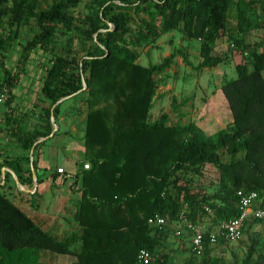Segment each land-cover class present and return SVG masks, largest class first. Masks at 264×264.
<instances>
[{
	"label": "trees",
	"instance_id": "obj_1",
	"mask_svg": "<svg viewBox=\"0 0 264 264\" xmlns=\"http://www.w3.org/2000/svg\"><path fill=\"white\" fill-rule=\"evenodd\" d=\"M47 1L49 5L39 9L36 0H0L2 106L10 107L23 72L22 67L13 73L5 67L21 24L32 21L34 32L17 44V63L27 62L36 51L48 56L38 88L43 104L32 115V126L25 128L24 115L14 118V111L4 118L19 153L0 159V169L8 168L19 185H29L32 148L31 167L39 184L38 151L58 131L48 137L50 115L56 124L60 105L77 100L84 108L82 155L88 165L74 176L78 186L72 219L77 232L57 240L34 223L2 193L7 181L14 184L10 173H4L0 264H35L33 256L40 252L73 256L67 264H138L141 249L155 256L154 264H166L161 241L168 226L157 229L146 221L158 215L171 224L179 213L192 224L209 219L194 264H218L212 247L229 242L217 237L209 245L207 234L219 222L239 215L240 195L256 193V206L264 209V49L243 40L264 27V0H88L86 12L76 16L71 11L79 0ZM228 19L233 28L227 27ZM173 30L199 42L195 69L218 66L222 58L212 50L222 42L242 55L234 65L235 78L220 86L230 121L211 135L194 123L168 124L164 114L148 121L157 77L169 68L174 53L143 67L135 63L137 50ZM39 138L46 139L36 142ZM208 169L215 172V180L205 184ZM199 179L203 189L195 184ZM250 223L261 225L260 233L257 241H250L242 264H264V251H256L264 247V219Z\"/></svg>",
	"mask_w": 264,
	"mask_h": 264
},
{
	"label": "rangeland",
	"instance_id": "obj_2",
	"mask_svg": "<svg viewBox=\"0 0 264 264\" xmlns=\"http://www.w3.org/2000/svg\"><path fill=\"white\" fill-rule=\"evenodd\" d=\"M87 4L88 0H79L76 7L71 11V14L76 16L85 13ZM36 5L39 9H44L49 5V1L36 0ZM5 23L6 18H4L3 21V24ZM233 26L234 22L228 19L227 27L233 28ZM33 32L34 26L32 21H29L27 24H21L16 29L17 39L12 40L11 43L13 47L8 50L5 59V67L10 73L19 71L21 67L23 70V72L19 73L18 84L14 91L18 101L12 117L16 118L20 114L27 117V125L23 124L25 128H30V126H32L34 122L32 115L38 113L39 107L43 104V100L38 94V88L41 82L44 63L48 58L46 54L36 51L28 55L27 62H20L21 64L17 63L19 62V47L17 44L29 40ZM243 40L248 45L256 46L257 50L264 49V27L259 30L251 31L249 34H245ZM62 41L63 38L60 42ZM198 48L199 42L197 40L188 39L184 37L180 31L173 30L160 35L150 45L142 46L137 50L138 57L135 63L143 67L149 63L157 64L162 58L174 53V58L169 68H167L161 76L157 77L159 83L156 86L152 98V106L148 112L149 122L156 120L160 115L164 114L168 124L186 125L188 123H194L197 124L204 133L211 134L223 128L229 121V111L221 95L220 86L223 81L235 78L234 65L241 62L242 55L231 46H227L222 42V44H217L212 50L213 55L222 58L221 63L213 68L195 69L194 67L200 61L198 57ZM1 77L2 74L0 71V78ZM60 106V113L55 124L56 127L58 125L59 129L47 143L52 145L62 141L63 144L73 143L71 146L74 147L73 141L78 134L72 135L71 138H58V134H61L63 130L62 125L67 124L70 117H78V115H76L77 111H80V114L83 115L84 108L75 99H68ZM21 108H24L26 112L21 113ZM83 126V122L80 124L77 123V132H83ZM77 142L79 141L77 140ZM9 144L15 145V139L7 134L6 127L3 124L0 126V159L10 158L11 155H15L14 153H10L8 148ZM52 149L54 150V148ZM54 161H57L59 165H63L65 169L66 167L72 168L74 166L80 169L82 163L81 160L77 159L73 161H62L58 158L56 160L54 159ZM47 170H43L44 173H46ZM205 179V184L211 180H215V172L210 169L206 170ZM201 180L202 179L195 181V184H199L197 187L199 189H203L204 187L201 185ZM67 182L71 183L70 179H68ZM40 185L41 188L48 187L52 189L49 184ZM16 190L15 184L7 181L6 187L2 190V193L15 205L20 202L23 203V205L21 204L22 206H20L21 209L30 215L34 214L35 216L32 220L41 228L44 224L48 226L49 218H58L62 214L66 216V213L62 212L59 208L47 206L50 202V196L48 194L40 195L41 199H32L28 202V205H26L25 202L21 200L26 196L22 194L17 195ZM213 191L214 187L207 189L206 193L211 194ZM18 196H22L21 199H19ZM19 200L21 201L19 202ZM69 204L75 209V201H71ZM44 217H47V223L43 222ZM68 217L67 215L66 218ZM68 220H70V217ZM208 224L209 219L204 217L202 222L204 230L208 227ZM260 227L261 225H253L249 222L235 242L212 247L213 251L211 252V256L218 260V264H242L250 241H257L259 237ZM168 230L169 232L161 241V252L164 254L166 253L168 258L170 257L167 264L197 263L200 256H193L189 251L187 247L188 238L186 240L182 235L174 237L171 232L172 228L168 226ZM182 239L184 243L181 242ZM257 245L259 244L257 243ZM259 246H257L259 248L256 247V251L263 252L264 247L262 245ZM33 259L35 264H66L75 260L71 255H56L47 252L36 253ZM252 260H254V256H252Z\"/></svg>",
	"mask_w": 264,
	"mask_h": 264
},
{
	"label": "crops",
	"instance_id": "obj_3",
	"mask_svg": "<svg viewBox=\"0 0 264 264\" xmlns=\"http://www.w3.org/2000/svg\"><path fill=\"white\" fill-rule=\"evenodd\" d=\"M14 91H15V89L13 90V94L15 95ZM17 101L18 100H17L16 95H15L13 101L9 105L10 107H6V106L0 107V126H2L4 124L5 116L6 115L8 116L9 112L15 110V108L17 107V105H16ZM25 112H26L25 109L21 108V113H25ZM13 114H14V112H13ZM82 120H83V115L80 113L78 114V117H74V116L70 117L69 122L65 125H62L63 130L61 131V134H58L59 135L58 138L59 137L71 138L72 135L78 134V135H76V138L73 141L74 147L71 146L73 143H71V144L64 143L63 144L62 141L59 142L58 144L50 145L47 143V141H48L47 140L45 142V144L39 149L38 154H37V159H36V166H37V175L41 178V182L39 184H36V188L34 191L32 189L33 188L32 182L29 184V186L22 185L25 190H29L30 192L29 193L21 192L22 195L26 196L23 199H21L22 196H18L19 199L23 200L22 202H25V204L28 205V202L31 201L32 199H41L40 195L48 194L50 196V202L48 203L47 206H50L51 208L57 207L62 212L66 213V216L62 214L58 218H54V219H50L48 217L49 218L48 226H45V224L42 226L43 230L49 232L57 240L64 238L69 233L77 232V226L75 225V223L73 222V219H72L74 209H73L72 205L69 204V202L77 200V194L75 193V190L78 186V183H77V179H75L74 176L80 169H82L83 164L86 163L84 161L83 155H82V140H81L82 131L77 132V129H76V124L77 123L80 124L82 122ZM26 121H27V117H24L23 118V124L27 125ZM229 121H230V118H229ZM195 125L198 128H200L197 124H195ZM56 129H59L58 125H57ZM211 134H213V133H211ZM211 134H206V135H211ZM77 140L79 142H77ZM15 145L14 144L8 145L10 153H14V154L19 153L18 149ZM52 148H54V150ZM52 154H53V156H52ZM13 157H15V155H11L10 158H13ZM49 157H50V159H49ZM10 158H8V159H10ZM58 158L61 159L62 161L63 160L64 161H66V160L73 161L76 159L81 160L82 161L81 168L78 169L77 166H74L72 168L66 167V169H65L63 165H59L57 161H54V159L56 160ZM60 164H63V163H60ZM57 168H61L63 173L62 174H55V170ZM6 169L8 171H10L8 168H6ZM43 170H47V172L44 173ZM68 179H70L71 183L67 182ZM40 184H42V185L49 184L52 189H50L48 187H44V188L42 187L41 188ZM17 191H19V190L17 189ZM34 192H35V195L33 197H30V195L33 194ZM17 195H18V193H17ZM21 200H19V202ZM21 204L23 205V203H21V202L19 204L17 203V206L22 212H24L20 207V206H22ZM25 214L31 220L35 216L34 214H32V215H30L28 213H25ZM67 215L70 217V220H68L69 217L66 218ZM43 219H44L43 222L45 223L47 221V217H44ZM250 221L251 220H248L245 224L247 225ZM182 233L184 234V231ZM186 240H187V238H186ZM181 242L184 243L183 239ZM188 245H189V242L187 240V247L189 249ZM161 254H164V253L161 252ZM169 258H168V260H169ZM168 260H167L166 264L168 263Z\"/></svg>",
	"mask_w": 264,
	"mask_h": 264
},
{
	"label": "built area",
	"instance_id": "obj_4",
	"mask_svg": "<svg viewBox=\"0 0 264 264\" xmlns=\"http://www.w3.org/2000/svg\"><path fill=\"white\" fill-rule=\"evenodd\" d=\"M5 98V89L0 85V107L3 105ZM83 169H87L88 165L83 164ZM57 174H62V169L57 168L55 170ZM257 195L254 192H249L240 195L237 200V208L239 215L228 221H221L213 232L207 234V242L209 245H214L216 238L221 237L224 241L232 243L235 242L239 236L242 227L248 220H263L264 209L256 206ZM204 211L209 214L210 211L204 208ZM146 223L154 228L162 229L166 226L172 228L173 236L179 237L182 231H186L189 234V249L193 256L199 257L202 252L203 244V233L204 226L202 223L192 224L189 222L182 213H179L174 223L168 224L166 220L158 215H153L148 218ZM138 264H154L155 256L150 254L148 251L141 249L136 255Z\"/></svg>",
	"mask_w": 264,
	"mask_h": 264
},
{
	"label": "water",
	"instance_id": "obj_5",
	"mask_svg": "<svg viewBox=\"0 0 264 264\" xmlns=\"http://www.w3.org/2000/svg\"><path fill=\"white\" fill-rule=\"evenodd\" d=\"M81 85H82V89L84 88V84L83 82L81 81ZM67 97H64V98H60L58 99L51 107L50 111L54 108L55 105H57L58 103H60L61 101H63L64 99H66ZM49 121H50V133L48 134V137H51L52 134L54 133V131L56 130V126L53 122V119H52V115H50V118H49ZM46 138H39L36 140V142H40L42 140H44ZM31 152H32V148L31 150L29 151V154H28V159H29V168H30V173H31V182H32V189L33 191L35 190L36 188V178H35V175H34V172L32 170V167H31ZM4 173H10L11 177H12V180L16 186V188L20 191V192H26V193H29L30 191L29 190H25L24 187L22 185H19L16 178L14 177V175L8 171L6 168L2 167L0 169V185L3 183V178H4Z\"/></svg>",
	"mask_w": 264,
	"mask_h": 264
}]
</instances>
